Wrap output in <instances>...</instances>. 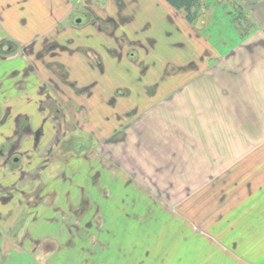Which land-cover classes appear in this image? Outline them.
<instances>
[{
	"label": "crops",
	"instance_id": "obj_1",
	"mask_svg": "<svg viewBox=\"0 0 264 264\" xmlns=\"http://www.w3.org/2000/svg\"><path fill=\"white\" fill-rule=\"evenodd\" d=\"M80 1L0 0V43L10 42L17 49L36 44L37 50L46 40L55 41L60 27L72 32V15ZM131 1L124 0L128 5L123 15L132 23L126 25L123 32L132 40L154 39L157 43L146 57L148 65L152 61L156 65L150 67L143 81L169 83L166 89L160 85L150 95L140 94L142 106L137 112L141 110L143 118L139 126L130 127L133 130L129 129L126 140L111 143L114 151L106 153L108 160L119 161L118 171L127 177L124 170L133 158L129 152L134 146H142L153 153L147 157L145 152L140 159L156 157V160H150L151 163L168 161L173 168L179 164L177 161H183V165L186 160L188 163L183 171L187 170V175H191V150L198 149V158L204 161L202 175H209V160L214 162L215 173L212 175L218 176L231 167L233 178H246L242 182L248 197L243 202L252 201L257 195L260 203L256 206H264V2L259 7L256 0L254 5L251 4L254 9L250 14L255 26L246 36L241 38L238 29L233 27L239 40L231 47L225 45L227 42H220V45L218 41L213 42L217 32L209 30V26L205 37L200 35L193 43L189 39L187 47L184 44L180 47L192 34L199 18L189 24L184 15L181 17V12L164 0H135L141 6L137 9ZM148 25L151 29L141 33ZM176 25L183 26V34L176 33ZM89 33L96 32L90 30ZM176 41H179L178 48ZM193 48L195 56H190L188 63L184 58L187 52L179 53L183 54L179 59L173 57L177 50L192 51ZM169 63L179 68L184 66L186 70L161 76ZM186 77L185 88H171L170 82L175 86ZM136 78L127 76V81ZM111 126L114 124L108 127ZM197 131L198 140L191 141ZM32 154L31 162L26 158L23 160V168L13 172L0 170V256L5 257L3 262L6 257L15 255L23 256L25 261L34 258L35 264H85L93 257L91 264H264V248L119 251L48 248L49 241L59 246L53 235L61 224L58 220L63 212L76 208L75 192L79 189L84 194L94 187L96 164L86 165L85 161H80L74 163L72 170L66 171L60 164L44 167V152ZM246 224L258 226L260 233L256 234L264 235L259 226L264 229V219Z\"/></svg>",
	"mask_w": 264,
	"mask_h": 264
},
{
	"label": "rangeland",
	"instance_id": "obj_2",
	"mask_svg": "<svg viewBox=\"0 0 264 264\" xmlns=\"http://www.w3.org/2000/svg\"><path fill=\"white\" fill-rule=\"evenodd\" d=\"M200 1L201 6L198 10L200 17L195 24V29H193L186 43L180 41L181 39L179 40L182 42L180 45L184 44L183 46L187 47L188 44L196 42V37L199 38L200 35L205 37L209 26V30L213 29L217 32V34L216 32L213 33L214 36L216 34V38L212 40L213 42L218 41L219 45L220 42H227L225 45L231 47L233 43H237L239 40L233 27L238 29L242 38L255 26L250 14V10L254 9L253 3L255 0ZM256 1L257 7L264 2V0ZM251 4L253 5L251 6ZM180 15L183 17V14ZM177 28L178 25H176ZM182 28L183 26L180 27L181 31ZM176 29L177 34L181 32ZM189 39H191L190 43ZM179 41L175 43L176 48H178L177 43ZM179 51L177 50L176 55H173V57L179 59L183 55L179 53L187 52L184 56L187 63L190 56L191 58L195 56L194 48L192 51ZM189 52L192 54H189ZM187 79L188 77L184 80L181 79V82H176L175 86H172V82H170L171 88L175 87L176 90L185 88L184 84ZM156 82L145 81L144 83L149 88L156 85ZM168 83L167 81L161 83L163 89L167 88ZM156 91L157 89H153L152 92ZM166 93L165 95H167ZM180 93L182 94V92ZM139 105L142 106V104ZM182 105L180 107H183ZM141 116L140 110V113L137 112L132 116L135 120H128V122L132 121L131 126L133 125V127L139 126V122L143 118ZM197 118L198 114L195 120ZM136 119L138 120L136 121ZM179 119L182 120L183 117ZM108 126L110 125H106L105 134L98 135L99 142L86 140L81 135L77 137L78 142L83 141L84 144L75 146L76 154L85 151L87 147L89 149L94 147V152L89 156L90 160L85 161L86 165L88 163L91 165L96 164L94 187H90V191H85L84 194L79 189L77 193L75 192L76 208L63 212L62 218L58 220L61 224L58 226V230L55 229L56 232L53 235L59 246H55L54 243L49 241V245L46 247L109 249L113 251L168 249L257 250L264 248V235L256 234L259 232L258 226L246 224L247 222L253 223L264 219L263 204L256 206L260 203V198L257 195L253 197L252 201L248 199L243 202L248 197L246 195L248 194L247 188L243 186L242 182L246 178H239L240 180L238 177L233 178L231 167L225 168L218 176L216 174L212 175L211 173H215V168L214 162L210 160L207 167L209 175H202V173L204 174V161H200L198 158V149L191 150L192 169L191 175H187V170L185 173L183 171L188 163L186 160L183 165V161H177L179 164L176 168L168 164V161L151 163L150 160H156L154 159L156 157L146 158L147 160L144 161L143 158H140L144 156L147 150L142 146L141 148L134 146L129 152V155L133 158L128 169L124 170L127 175V177H124L118 171L120 170L119 161H109L107 158L106 153H113L114 151L111 148V143L105 148L100 145V142L104 141L116 129L113 126L107 128ZM131 126L126 129L128 131H122L121 134L117 133V138L122 141L126 140ZM132 128L130 130H133ZM117 131L120 132L121 130ZM194 135L197 137H193ZM183 136L185 137L184 134ZM198 137L197 131L196 134L194 133L191 136V141L198 140ZM149 142L152 143L150 140ZM151 152L150 150L147 152V157L151 156ZM207 156L211 155L207 154ZM153 164L154 168L151 167ZM168 165H171V167L169 168ZM79 187L80 185H78ZM241 202H243V205L241 204V207H238ZM251 219L255 220L252 221ZM259 226L260 231L264 232L263 226ZM253 237L259 238L253 239ZM34 243L33 241L32 246ZM14 256L6 257L3 262L5 257L1 255L0 264H35L34 258H26L25 261L23 256ZM94 258L90 259V264Z\"/></svg>",
	"mask_w": 264,
	"mask_h": 264
},
{
	"label": "flooded vegetation",
	"instance_id": "obj_3",
	"mask_svg": "<svg viewBox=\"0 0 264 264\" xmlns=\"http://www.w3.org/2000/svg\"><path fill=\"white\" fill-rule=\"evenodd\" d=\"M127 5L124 0H82L72 15V32L60 27L55 41L46 40L37 50L33 43L18 49L0 43V170H19L25 158L31 162L32 153L43 152L44 167L54 163L72 170L94 152L87 147L76 154L75 146L83 143L77 137L99 142L98 135L112 123L116 129L100 145L121 141L117 133L135 120L140 94L150 95L163 83L147 88L143 81L156 65H148L146 57L157 43L132 40L123 32L132 23L123 15ZM179 70L184 68L169 63L161 76ZM127 76L137 78L128 82Z\"/></svg>",
	"mask_w": 264,
	"mask_h": 264
},
{
	"label": "trees",
	"instance_id": "obj_4",
	"mask_svg": "<svg viewBox=\"0 0 264 264\" xmlns=\"http://www.w3.org/2000/svg\"><path fill=\"white\" fill-rule=\"evenodd\" d=\"M166 1L172 8L181 12L184 15L185 20L189 24H193L200 15L198 12L201 1L200 0H164Z\"/></svg>",
	"mask_w": 264,
	"mask_h": 264
}]
</instances>
